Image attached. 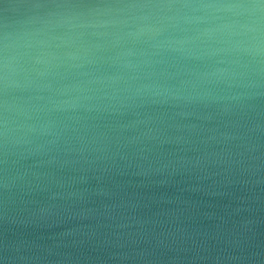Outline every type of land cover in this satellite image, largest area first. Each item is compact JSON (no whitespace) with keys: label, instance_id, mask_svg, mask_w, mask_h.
I'll return each mask as SVG.
<instances>
[{"label":"clouds","instance_id":"9594fccd","mask_svg":"<svg viewBox=\"0 0 264 264\" xmlns=\"http://www.w3.org/2000/svg\"><path fill=\"white\" fill-rule=\"evenodd\" d=\"M109 261L264 264V0H0V264Z\"/></svg>","mask_w":264,"mask_h":264},{"label":"water","instance_id":"95a60500","mask_svg":"<svg viewBox=\"0 0 264 264\" xmlns=\"http://www.w3.org/2000/svg\"><path fill=\"white\" fill-rule=\"evenodd\" d=\"M136 191H137V193H139V195L141 197H149V196H151L153 194H159V193H154V191H149L147 189H137ZM186 207H190V208H192L193 211H195V208L192 207L191 205H187ZM108 264H121V262H119V261H109ZM123 264H131V262H123Z\"/></svg>","mask_w":264,"mask_h":264}]
</instances>
